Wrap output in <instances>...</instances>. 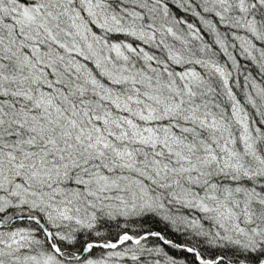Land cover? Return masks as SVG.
Returning <instances> with one entry per match:
<instances>
[{"label":"snow or ice","instance_id":"6c2138e0","mask_svg":"<svg viewBox=\"0 0 264 264\" xmlns=\"http://www.w3.org/2000/svg\"><path fill=\"white\" fill-rule=\"evenodd\" d=\"M0 264H264V0H0Z\"/></svg>","mask_w":264,"mask_h":264}]
</instances>
